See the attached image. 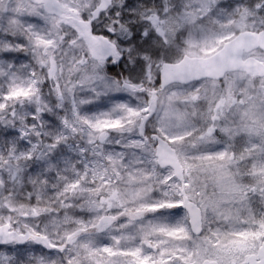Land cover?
<instances>
[{
  "label": "snow or ice",
  "instance_id": "1",
  "mask_svg": "<svg viewBox=\"0 0 264 264\" xmlns=\"http://www.w3.org/2000/svg\"><path fill=\"white\" fill-rule=\"evenodd\" d=\"M0 264H264V0H0Z\"/></svg>",
  "mask_w": 264,
  "mask_h": 264
},
{
  "label": "rangeland",
  "instance_id": "2",
  "mask_svg": "<svg viewBox=\"0 0 264 264\" xmlns=\"http://www.w3.org/2000/svg\"><path fill=\"white\" fill-rule=\"evenodd\" d=\"M114 71H118V70L116 69V70H114Z\"/></svg>",
  "mask_w": 264,
  "mask_h": 264
},
{
  "label": "flooded vegetation",
  "instance_id": "3",
  "mask_svg": "<svg viewBox=\"0 0 264 264\" xmlns=\"http://www.w3.org/2000/svg\"><path fill=\"white\" fill-rule=\"evenodd\" d=\"M118 70V69H117ZM119 71V70H118Z\"/></svg>",
  "mask_w": 264,
  "mask_h": 264
}]
</instances>
